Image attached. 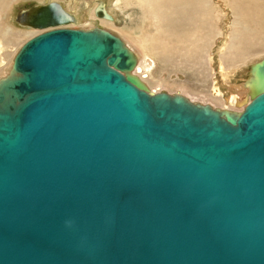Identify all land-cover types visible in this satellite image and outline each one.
Masks as SVG:
<instances>
[{
    "label": "water",
    "instance_id": "obj_1",
    "mask_svg": "<svg viewBox=\"0 0 264 264\" xmlns=\"http://www.w3.org/2000/svg\"><path fill=\"white\" fill-rule=\"evenodd\" d=\"M14 21L42 33L0 81V264H264V58L228 115L149 93L55 1Z\"/></svg>",
    "mask_w": 264,
    "mask_h": 264
},
{
    "label": "rangeland",
    "instance_id": "obj_2",
    "mask_svg": "<svg viewBox=\"0 0 264 264\" xmlns=\"http://www.w3.org/2000/svg\"><path fill=\"white\" fill-rule=\"evenodd\" d=\"M52 1L76 18V22L64 28L92 30L98 27L128 43L145 64L141 70L149 71L146 74L150 92L160 88V92L177 94L192 104L214 110L242 109L243 106H236L230 97L235 98L237 89L244 88L250 79V67L264 58V6L261 7L264 3L247 7L246 19L242 5L237 9L242 13L240 16L229 0H207L215 25L209 28L204 22L200 25L198 15L189 22L183 19L182 7L168 0H148L163 10V15L156 18L153 7V14L148 8L144 12L137 9L139 2L126 5L120 0L112 8L110 2L113 5L116 0H102L106 9L112 8L115 12L113 22L96 17L93 9L99 3L93 0H77L75 12L67 8V0H0V43L4 46L0 54V81L9 76L13 60L25 43L42 33L17 25L15 15ZM138 5L143 7V4ZM174 14L179 15L174 19L183 21L176 28L169 24ZM241 98L249 100L247 95Z\"/></svg>",
    "mask_w": 264,
    "mask_h": 264
},
{
    "label": "bare ground",
    "instance_id": "obj_3",
    "mask_svg": "<svg viewBox=\"0 0 264 264\" xmlns=\"http://www.w3.org/2000/svg\"><path fill=\"white\" fill-rule=\"evenodd\" d=\"M60 1V0H59ZM62 1V0H61ZM80 1V0H79ZM124 1V3L126 4V5H134L133 4V1H135V2H139V3H137V9H140V11L141 12H144V9H147L148 8V11L150 12V14H153V12H152V7H153V9H154V11L157 13V15L155 16V18L157 17V16H159V17H161L162 15H163V10L161 9V7L160 6H155L154 4L152 5L151 3H150V1H148V2H146V0H123ZM169 2H171L173 5L174 4H177V5H180L182 8V12L184 13L183 15H184V17H183V19H185L186 21H190L194 16H196V15H198V20L200 21V25H202L203 24V22L204 23H206L207 24V26L209 27V28H212L213 26H215V25H213L214 24V22H213V16H212V14H211V12L213 11H211L210 10V8L207 6V0H168ZM230 2H231V5H232V7L234 6V8L233 9H235L236 11H234V12H237V13H239L240 14V12L237 10V9H240V5H242V8L241 9H243V11H244V15L246 16L245 18L247 19V17H248V15H249V13L248 12H246V10H247V7H249V6H251V5H254L255 3H264V0H229ZM56 2V1H55ZM93 2H97V3H103L102 2V0L100 1V0H93ZM120 2V0H116L115 1V4H111L112 3V1L110 2V5L109 6H112V8H115L116 7V5L118 4ZM182 2H184V3H182ZM67 4V8L68 9H70V11L72 10V11H74L75 12V9H76V7L78 6V1L77 0H67V2H66ZM81 3H82V1H81ZM138 4H143V7L141 6V5H138ZM83 6V5H82ZM264 6V4H262V6L261 7H263ZM97 7V6H96ZM96 7L93 9V13H94V11H95V9H96ZM127 7V6H126ZM112 8H110L109 10L108 9H106V7H105V9H106V11L108 12V14H110L112 17H113V15L112 14H114L115 12H112L113 11V9ZM158 12H159V14H158ZM242 14V13H241ZM241 14H240V16H241ZM120 15V14H119ZM177 16H179V15H177V14H174L172 17H173V19H171L170 20V22H169V24H171L173 27H177V26H180L181 25V22H183L182 21V19L180 20V18H177V19H174V18H176ZM114 18V17H113ZM163 18L164 17H162L161 19H160V21L161 20H163ZM76 19V18H75ZM263 21V20H262ZM261 21V22H262ZM113 22V21H112ZM257 27V26H256ZM92 29V28H91ZM207 30H212V29H207ZM220 36V35H219ZM243 37H244V35H242ZM217 38V37H216ZM256 38V37H255ZM216 40V39H215ZM255 40H257V39H255ZM254 40V41H255ZM218 41V40H217ZM122 42L124 43V46L131 52V53H133L134 54V56H135V58H136V61H137V63H136V67H135V69L129 74L130 75V77L132 76V77H134V78H137L138 79V81H139V83L141 84V85H143L146 89H147V91L149 92V93H154V94H158V93H163V92H160V88H155V89H152V91L150 92L149 90H148V88H147V79H148V76H147V74L146 73H148L149 71L147 70V71H142L143 69H144V67L145 66H143V64H144V62L143 61H141V59L139 60V58H138V55L134 52V49L132 48V47H130L129 46V44L127 45L123 40H122ZM215 43V42H214ZM136 44H138V41H136ZM4 50V46H3V44L2 43H0V54L2 53V51ZM227 57V56H226ZM228 57H230V56H228ZM261 62V61H260ZM256 64V63H255ZM145 65V64H144ZM254 65V64H253ZM143 68V69H142ZM142 69V70H141ZM146 74V76H144ZM7 77V76H6ZM250 78V77H249ZM4 79H5V77H4ZM3 78H2V80H4ZM149 80V79H148ZM150 83V82H149ZM150 86V85H149ZM249 83H246L245 84V86H244V88L243 89H237V87H236V89H237V94L235 95V98L234 97H230V101L231 102H233L236 106H238V107H241V106H243L242 107V109H240L239 108V110H234V109H230V107H227V108H225V107H222L221 109H216L217 111H222L224 114H235V115H240L243 111H244V109H245V107L249 104V103H251V101L256 97V93L254 92V89L253 88H251V86H249ZM159 89V90H158ZM235 89V88H234ZM235 89V90H236ZM215 91V90H214ZM244 91V92H243ZM219 92V91H218ZM165 93V92H164ZM168 94V93H167ZM168 95H170V96H175V95H177V94H168ZM248 96V98H249V100L248 101H244L243 100V98H241V97H243V96ZM179 96V95H178ZM217 96H219V95H217ZM220 97V96H219ZM241 101V102H240ZM235 107V106H234Z\"/></svg>",
    "mask_w": 264,
    "mask_h": 264
}]
</instances>
